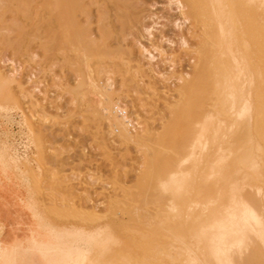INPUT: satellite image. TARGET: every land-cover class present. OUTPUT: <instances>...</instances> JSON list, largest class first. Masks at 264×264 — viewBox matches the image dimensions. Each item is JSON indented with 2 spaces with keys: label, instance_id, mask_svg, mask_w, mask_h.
<instances>
[{
  "label": "bare ground",
  "instance_id": "obj_1",
  "mask_svg": "<svg viewBox=\"0 0 264 264\" xmlns=\"http://www.w3.org/2000/svg\"><path fill=\"white\" fill-rule=\"evenodd\" d=\"M22 1L21 2L25 3V5L22 4L20 6L19 4V7L20 9L24 8V10H21L25 11V14L29 13L28 11L31 9L29 5L33 2L32 14L37 18L32 22V28H49V32L52 34L50 36L51 41L54 40L55 36L54 28H59L61 44L57 47L56 55L58 54L57 57H61L62 61L68 64L69 67L75 68V70L77 69L78 75L82 79V82L78 84L80 87L81 83V90L84 91V93L81 94V98H85L83 100L84 118L94 126L96 132L95 138L98 139L103 153L109 160L112 156L115 159L117 154H125V152L130 151V149L138 150L140 147L145 146L146 141H150L161 135V138L164 140L168 139V142H172L174 154L177 155L178 158L175 160V163L172 160L175 165L169 161L170 159L160 155L161 152L157 154L153 149L147 147V152L142 157L143 159L139 163L140 166H138V171L140 173H137L140 174L141 180L145 178L147 184H150V178L153 175H162L158 184L163 187L164 193L169 190L172 191L173 188L175 190L184 188L191 196L188 205V211H190V213H187V215L195 213L193 216V224L172 223V228L180 230L184 235L183 238L178 240V245L184 247L187 251L184 260L186 263L178 261V264H247L246 261H252L253 259L255 260V264H259V260L264 258V188L259 184L260 178H257L258 181L255 182L251 179L254 173L256 177L259 170L257 158L258 138L255 129L257 113L255 110L254 95L255 70L249 56L245 52L246 50H242V43L248 44L250 39L260 41L258 31L264 30V12H259L258 15L255 14L254 17V15L248 11L239 13L236 7V0H201L198 14L204 22L206 19V24L208 25L206 26L204 23L205 27L204 25L202 26L204 28L191 27L189 30L187 29V33L192 34L197 40L194 42L195 44L197 43L195 49L192 50L193 47H191L194 46V43L187 42V38H185L187 40L184 38V40L182 39V47L189 53L192 52L193 54L196 52L197 54V58L194 59V55L189 60L191 62L195 61L192 70L193 73H189L191 69H189L188 72L185 70L182 71V68L178 69V67L175 68L177 70L173 71L174 67L172 65L173 68L167 70L166 75L172 77L171 75L177 73L176 75L179 81L184 79L187 80L181 85L174 84L176 85L175 89L177 90V94L181 99L185 93L191 91L192 82H194H191L192 79H197L203 88L208 86V89L213 88L217 91L226 92L228 95L227 99L230 100V114L226 118H223L222 111L218 110V106L216 108L209 106L210 108L206 110L202 119L197 121L195 120L196 116L192 110V102L189 98L186 100L182 99L179 105L181 106V113L174 122L175 124H172V126L166 129V132H160L162 133L160 135L158 131L149 125L151 122H148V117L145 115L141 104L138 103L133 96H129L130 98L127 97V100H124L125 95H122L123 98L121 97V91L126 89V80L130 78L136 81L137 78L132 74L146 71L143 67V62H141L140 59L137 60V63L135 61L134 67L136 66L135 68H137L136 72H134V70V73H132L130 70V74H126V72H128V66L125 65L127 63L131 65L133 61V56L131 55H133L134 48L132 47V49L127 45L125 48L117 47L115 49L107 42V38L110 35L107 28L137 27L135 24L139 22L138 20L140 17L139 10H135V5L139 3L137 0ZM173 1V4H176L179 9L178 11H180L179 13L184 15V19L187 20L188 16L184 11L186 6L192 5V0ZM257 1L258 0H245L250 7L255 5V7L264 8V0H261V4H258ZM9 2L10 1H8V3ZM41 6H43L42 8L44 9L43 13H41ZM9 7V5H5L4 0H0V32L6 28L12 30L24 26H19L17 19L15 20L13 18V20H11L9 18L10 20H7L5 18L6 15H4V12ZM209 8L211 11L207 12ZM181 19L183 20L182 17ZM192 20L194 19L192 18ZM237 24L241 25L242 28H236ZM152 27L146 26L143 28L146 34V42L152 45L150 48L137 40L140 56L149 61V63L155 58L154 50L163 52L161 47L151 41L153 37ZM88 28H99V38L98 36H96L98 39L92 37V33H89ZM110 30L112 31V29ZM138 30L139 29H137V31ZM215 39H217L216 42ZM51 41L48 44V48L54 49V42ZM218 44L222 46L219 57L221 59L218 65L219 69H217L214 64V54L211 48L216 47ZM126 52L130 53V56L126 54ZM225 56L230 58L232 63H226L223 60ZM125 57L127 58L125 59ZM165 57L167 60L170 59L169 56ZM207 61H209V63H207ZM104 63H106L105 66H103ZM92 64H96L98 69H93ZM102 66L106 73L104 77L99 75L101 73L100 70H102L99 68ZM118 71L121 73L120 85L118 84V80L116 83L115 79L116 72ZM95 73L97 75H95ZM6 75L0 68V98L1 100L6 99V101H2L6 102L4 105L0 102V109L17 107L23 95L25 94L26 97L28 96V106L21 111L23 114V123L29 126L28 130L31 133L32 129L30 125L33 122L31 119L35 116L34 108L38 101L33 100V92L23 84L22 80H19L20 78H15L11 73L10 75L14 77ZM148 75L150 78L152 77L150 74ZM162 75L165 74L162 73L161 76ZM209 75H211L212 82L208 85L207 79ZM168 76L163 81H158L164 82L166 80L169 85L165 83L166 81L164 83L167 84L168 87L172 86L170 85V77ZM156 82L157 80L152 77L149 80L151 85L148 83L150 86L147 85L145 87L140 83L139 86H141L143 91L148 93L147 96L151 93L156 94L163 99V103L168 104L170 101L169 95L162 93L160 90L161 87L158 86L159 84ZM78 84H76V88L72 87L73 89H71V92L73 94H76V89L79 88L77 86ZM115 95H118L117 99ZM171 100H173L172 97ZM149 101L150 100H148V102ZM144 102L147 103V101ZM128 104H130L129 109L127 108ZM158 105L160 106V104ZM204 106L205 105H203V107ZM143 108L146 109L145 111L148 110L145 107ZM167 112H169V108ZM48 113L49 112H47V114ZM195 124H198V127L195 128ZM178 128L181 130L179 129L176 131ZM193 128H195V130H193ZM167 132L171 133L167 135L165 134ZM30 135H32V133ZM163 135H165V137ZM157 141L154 140V143ZM165 143L166 141L163 143L164 146H166ZM152 148H154V150L156 149L153 146ZM159 151L162 150L160 149ZM212 152H215V154L213 155ZM115 154L116 156H114ZM113 158L112 162L114 160ZM1 159L2 154L0 152V163H2ZM16 159L17 157L14 153L13 161L15 162ZM117 159L118 158H116V160ZM187 164L188 167H185ZM17 168L30 188L28 195L26 197H21L14 189L5 191L1 189L0 185V264H112L111 257L99 256L100 254L98 255L95 250L84 255V248L81 245V241H84L86 234L89 233L85 231L83 225H75V227H73L63 224V226L65 225L64 227H55L47 221L46 216L41 215L37 211L35 207V195L39 192V187L37 185L39 183L33 181L34 184H30L29 170L22 169L18 166ZM260 171H263V169ZM230 172H233L234 176L233 174L230 176ZM193 175H196L200 179L199 181H201V184H209L208 188L204 190L199 188L195 191L192 187H195L193 185H195L197 177ZM260 175L263 176V174ZM61 177L62 176H60V178ZM193 177L195 178L193 179ZM76 178L77 177H74L72 179L74 180ZM70 179L71 177L69 178L67 174V176L63 177L58 183L63 184L65 182L64 186H66V184H72V180ZM80 179L81 185L82 183L83 185L85 184V190L89 188L92 189L93 187L95 188V184H93L91 180L92 178L90 179L87 176L83 181L82 178ZM212 179H215V181H213L214 184L225 186L227 191L224 193L222 191L223 187L219 190H212L210 185L213 184L211 181ZM240 179H242V184H239ZM192 181H194L193 185L191 184ZM170 184H172L173 188L168 190L166 187ZM188 184H191L192 189H188V186H190ZM98 185L99 184H97V186ZM100 186H102V184ZM66 188L67 190H65L68 192L69 188ZM246 189H249L250 192L244 195L243 191ZM138 191H140V189ZM80 192L83 194L81 190ZM110 192H113V190ZM112 195H109V193L105 195V201L109 205L108 207H112V205L118 202ZM65 197L63 199H65ZM69 197L71 196H67V198ZM222 197L227 199V203L223 204L222 208H215L211 215L206 214L207 208H210L209 204L217 206L218 202L222 200ZM52 199L51 197L50 200L52 201ZM148 199L150 200V198ZM57 202L60 204V201ZM141 203H144V201H141ZM67 204L70 205V203ZM80 205H84V203L82 204L81 202ZM97 207L96 204H93L92 207L84 205L81 206L78 211L81 217L86 219V221H94V219L102 220L103 211L99 212ZM117 208L119 209V207ZM118 209L116 210L115 208L116 211H118ZM112 214L114 215V213ZM121 219L123 220V218L120 217L119 220ZM134 219V224L143 225L144 228H151V223L156 221V219L152 218L150 215H145L143 219L137 215ZM164 220L165 218L163 222ZM193 227H197V230L192 232ZM126 228L128 227L126 226ZM149 230L150 229L146 230V232L150 233ZM249 231H252L255 236V248L253 246V241L248 236ZM92 233L102 236L101 240L97 242V245L102 247L104 251L107 250L109 253L115 252L121 245H124L126 248L130 247L132 243L131 236L122 239L112 234L109 231V224L106 222L100 227L93 229L91 234ZM71 241L72 243H69ZM256 243L260 245L263 251L257 248ZM97 252L99 253V251ZM234 252H236L235 256L233 255ZM128 261L131 260L128 259Z\"/></svg>",
  "mask_w": 264,
  "mask_h": 264
},
{
  "label": "rangeland",
  "instance_id": "obj_2",
  "mask_svg": "<svg viewBox=\"0 0 264 264\" xmlns=\"http://www.w3.org/2000/svg\"><path fill=\"white\" fill-rule=\"evenodd\" d=\"M8 1L10 2L8 3ZM16 1L17 0H4L5 5L10 6L9 8H7V10H5L4 15H6L5 18L7 20L9 18L11 20H13V18L15 20L17 19V22H19L18 25L24 26L22 28H14L12 30L9 28L1 30L0 68L5 73V75L9 73L6 76L14 75L15 78H20L19 80H22L23 84L33 92V100H37L38 102L36 101V107L34 108L35 116L31 119L33 122H35H32L30 125L32 129V135H30L31 133L28 130L29 126L23 123L24 120L21 111L23 108L28 106V96L26 97L24 94L21 101L17 104V107L0 109V152L2 154V163H0V168H2L0 169L1 189L5 191H11L12 189H14L19 196L26 197L28 195L30 187L24 181L17 166L22 169L29 170V183L34 184L33 181H37L39 183L37 184L39 187V192H37V194L35 195V207L37 211L41 215L46 216L47 221H49V223L55 227H62L63 224L73 227H75V225H83L85 231L89 233L86 234L87 237L85 236V240L81 241V245L84 248V255H87L88 252L95 250L98 255L100 254L99 256L111 257L112 264H178V261L186 263L184 262V260L187 251L184 249V247L178 245V240L180 238H183L184 235L180 230L172 228V223L179 222L187 223L188 225L193 224V216L195 213L187 215V213H190V211H188V205L191 200V196L184 188L175 190L172 184L168 185L166 188L168 190L173 188V192L169 190L168 192L164 193L163 187L158 184V181L161 179L162 175H153L150 178V184H147L145 178H142L141 180L138 166H140L139 163L143 159L142 157L144 156V154H146L148 148L153 149V151L157 152V154L161 152L160 155H163L164 157L170 159L169 161L171 162L173 160L175 163V160L178 159L177 155L174 154L172 142L170 141L171 139L169 140L171 143L167 141V136V138H165L167 140H164L163 138H161L162 133L160 132H166V129L172 126V124H175L174 122L181 113V106L179 105L180 102H182V99L186 100L189 98V100L192 102V110L194 111V115L196 116L195 120L197 121H200L202 119V116L205 114L206 110L211 106L215 108L218 106L219 109H217L222 111L223 118H226L230 114V100L227 99L228 95L226 92L217 91L213 88L208 89V86L203 88L201 87L197 79H190L191 82L194 81L192 82V89L190 92L185 93V95H183V98L181 99L177 94V90L175 89L176 85L174 84L181 85L184 84L187 80L184 79L179 81L176 75L177 73L175 75H171L172 77H170V75H166L167 70L173 67V71L177 70L175 68L178 67V69L182 68V71H188L189 69H191L189 70L190 72H188L193 73L192 70L195 61L191 62L189 60L194 55L195 56L193 58H197V54L196 52L193 54L192 52H187L184 47H182V41L187 38L188 40L185 39L187 40V42H191L192 44L196 42L197 40L195 39V37L192 36V34L187 33V29L189 30V28L191 27L204 28L205 24L207 23L206 19L204 22V20L198 14V8L201 5V0H192V5L186 6L184 12L188 16L187 20L184 19V15L179 13L180 11H178L179 9L176 4H173V0H137L139 3L135 5V10H139L140 17L138 20L139 22L135 24V26H137L136 28H107L110 34L107 38V42L110 44V46L115 49L117 47L125 48L127 45L128 47L130 46L131 48H134L133 55H131L133 56L131 65L125 63V66H128V72H126V74L129 73L130 70L132 73L136 72L137 68H135L136 66L134 67V65L135 61L137 63L138 59L143 62V67L146 69L145 72H136L132 74L133 76H135V78H137L136 81L130 78L126 80V89L127 87L128 89H124L123 91H121V97L122 95H125L124 100H127L128 98H130L129 96H133L138 101V103L141 104L145 115H147L148 117V122H151L149 123V125L152 126L153 129L158 131V133H160L161 135L160 137H155V139L146 141L145 146H142L143 148L140 147V149L138 150L130 149V151L125 152V154L119 153L117 154V156L115 154V159L112 156V158L114 159L113 162L112 158H110L109 160L108 157L103 153L98 139L95 138L96 132L94 126L91 123L87 122L84 118L83 100L85 98H81V94L84 93V91L81 90V83L80 87L78 84L79 82H82V79L78 75L77 69L75 70V68L69 67L68 64L62 61L61 57H57L58 54L56 55L57 47H59L61 44L59 28H54L55 36L54 40L51 41L50 36L52 34L49 32V28H32V22H34L37 18L34 16V14H32L33 2H31L29 5V8H31L28 11L29 13L25 14V11H22L24 10V8H21V10L19 7V4L21 6L22 4L25 5V3H22V0H18L19 2ZM257 2L258 4H261V0H258ZM42 7L43 6H41V13L44 12V9ZM236 7L239 13L248 11L251 12L254 17L255 14L258 15L259 12H264V8L255 7V5L253 7H250L249 5H247V2H245V0H236ZM210 11V8L207 9V12ZM14 16L17 18H15ZM181 17L183 18V20L181 19ZM192 18L194 20H192ZM203 25L204 27H202ZM207 25L208 24H206V26ZM146 26H154L152 27L153 37L151 38V41H153L154 44L163 49V52L161 51L162 53L157 50L153 51L155 54V58L153 59V61H151V63L140 56L141 54L138 48L137 41L139 40V42H142L149 48L152 46L150 43L148 44L145 39L146 34L143 28H145ZM236 28H242V26L237 24ZM110 29H112V31ZM137 29L139 30L137 31ZM88 30L90 34L92 33V37L97 38L96 36H98L99 38V28H88ZM142 31L144 34L142 33ZM258 34L260 35V41L250 39V42L248 44L242 43V50H246L245 52L249 56L251 64L255 70L254 95L255 110L257 112L255 129L258 138L257 158L259 170L256 177L254 173L251 179L255 182L258 181L257 178H260L261 180L259 184H261L264 188V30H259ZM50 41L54 42V47L56 49L48 48V44ZM216 41L217 39H215V42ZM191 47H193L192 50L195 49V47H197V43H194V46ZM211 48L213 49L214 54V64L216 68L219 69L218 65L221 61L219 57L222 46L218 44L216 47ZM126 54L130 56V53L126 52ZM165 56H169L171 60L173 59L172 61L174 63L168 57L167 58L169 60L165 59ZM126 58L127 57H125V59ZM223 60L226 63H232V60H230V58H228L227 56H225ZM207 63H209V61H207ZM92 65L93 69L95 68L96 70L98 66L96 64ZM105 65L106 63H104L103 66ZM103 66L99 69L103 70ZM102 70H100L101 73L99 75L104 77L106 73L105 70ZM160 72L161 74L164 73L166 76H161ZM10 73L13 75H10ZM148 74H150L157 80L159 84L158 86L161 87L160 90L162 91V93H165V95H169L168 97L170 101L168 104L163 103V99L156 94L151 93L149 94V96H147L148 93H146V91H143L141 86H139L140 84L145 87L148 85L149 80L152 78H150ZM95 75L97 74L95 73ZM115 76L116 83L118 80L119 84L121 82V73L118 71L116 72ZM167 76L170 77L169 81L170 85H172L169 86L170 88L168 87L169 84L166 80V82H164L168 85L164 82H159L166 79ZM207 80V83L209 85L212 82L211 75H209ZM76 84H78L77 86L79 88L76 89V94H73L71 92V89H73ZM171 97L174 101L171 100ZM115 98L117 99L118 95H115ZM147 99L150 101L148 102ZM2 101H6V99L1 100L0 98V102L2 103V105H4L6 102ZM144 101H147V103ZM158 104H160V106ZM161 105L163 108L161 107ZM203 105H205V108L203 107ZM127 106V108L129 109L130 104H128ZM143 107L147 108L148 110L145 111L146 109H144ZM168 108L171 114L167 112ZM41 111L43 112V114ZM47 112L49 113L47 114ZM195 125V128L198 127V124ZM195 128H193V130H195ZM179 129L180 128H178L176 131H178ZM168 133L171 132H167L165 134L168 135ZM163 136L165 137V135ZM154 140L157 142L154 143ZM163 141H166V146H164ZM152 146L156 148V151L154 150V148H152ZM162 147H166L167 149ZM160 149L162 151H159ZM14 153L16 154V157L18 159H16L15 162L13 161ZM212 154L214 155L215 152H212ZM116 158L118 159L116 160ZM174 163L172 162V164ZM186 166L188 167V164L185 165V167ZM261 168L263 169V171H260L262 170ZM259 173L263 174V176ZM67 174L69 175V178L71 177L70 180H72L73 185L66 184V186H64L65 182L63 184L58 183L63 179V177H66ZM232 174L233 172L229 173L230 176H232ZM60 176L62 177L60 178ZM87 176L90 179L92 178L91 180L93 181V184H95V188L93 187L92 189L89 188L85 190V184L83 185L82 183L81 185L80 178H82L83 181ZM74 177L77 178L73 180L72 178ZM194 178L195 177H193V179ZM199 180L200 179L197 177V185L196 183L195 185H193L195 180L192 181L191 184L195 186L192 188H194L195 191L199 188H201L202 190L207 189L209 184H201V181ZM211 181L213 183L215 179H212ZM97 184L99 185L97 186ZM101 184L102 186H100ZM191 184H188L190 185L188 186V189H192ZM239 184H242V179L239 180ZM210 185L212 190H219L221 189V187H223L222 191L224 193L227 191L226 187L221 186L220 184L213 183ZM66 187L69 188L68 192H66ZM139 189L140 191H138ZM80 190L83 192V194L80 192ZM103 190L104 192L109 193V195L113 194V198L117 199L119 203L117 202L118 204L116 203L115 205H112V207H108L109 205L105 201L106 193H104ZM108 190H113V192H110ZM117 191H119L120 193ZM77 192H80L81 194H78ZM171 192L174 194H172ZM249 192V189H246L243 191V194L247 195L249 194ZM66 195H70L71 197L67 198ZM47 197L50 199L52 197V201ZM64 197L65 199H63ZM45 198H47L48 200ZM103 198L105 202L103 201ZM148 198H150V200ZM140 199L141 201H144V203H141ZM57 201H60V204H58ZM81 202L88 207H92L93 204H96L99 207H97V209H99V212L103 211V219H94V221H86V219H83L80 215V212L78 211L81 206H84L80 205ZM67 203H70V205H68ZM226 203L227 199L225 197H222V200L218 202L217 206H215L214 204H209L211 209L208 207L206 214L211 215L215 208H222L223 204ZM117 207H119L120 210ZM115 208L116 210L118 209L119 212L116 211ZM112 213H114V215ZM137 215L142 219L145 215H150L152 218L156 219V221L151 223V228H144L143 225L134 224V218H136ZM120 217L123 218V220L121 219L122 221L119 220ZM164 218L165 220L163 222ZM104 222L109 224V231L112 234L116 235V237L124 239L131 236V246L126 248L124 245H121L116 249L115 252L111 253H109L107 250L104 251L102 247L98 246L97 242L101 240L102 236L95 233H92V235L91 232L93 229L100 227ZM126 226L128 228H126ZM148 229H150V233L146 232V230ZM196 230L197 227H193L192 232ZM248 236L253 241V246L255 248V236L253 235L252 231H249ZM69 243H72V241ZM256 246L257 248H259V250L263 251L259 244L256 243ZM97 251H99V253ZM108 254L112 255L109 256ZM233 255L235 256L236 252H234ZM128 259L131 261H128ZM262 259L259 260V264H264V258ZM246 263L255 264V260H248L246 261Z\"/></svg>",
  "mask_w": 264,
  "mask_h": 264
}]
</instances>
